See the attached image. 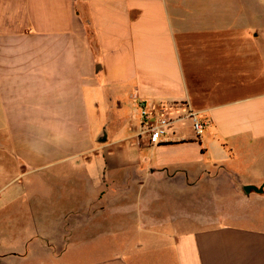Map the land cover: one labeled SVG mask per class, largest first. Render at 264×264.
Listing matches in <instances>:
<instances>
[{"label": "crops", "instance_id": "1", "mask_svg": "<svg viewBox=\"0 0 264 264\" xmlns=\"http://www.w3.org/2000/svg\"><path fill=\"white\" fill-rule=\"evenodd\" d=\"M162 190L259 212L189 229ZM0 264H264V0H0Z\"/></svg>", "mask_w": 264, "mask_h": 264}, {"label": "rangeland", "instance_id": "2", "mask_svg": "<svg viewBox=\"0 0 264 264\" xmlns=\"http://www.w3.org/2000/svg\"><path fill=\"white\" fill-rule=\"evenodd\" d=\"M199 60H202V54L199 53L197 56ZM36 183L37 181L39 182V179H35ZM40 187L44 186L42 183H39ZM55 186H52L54 188ZM85 187V186H84ZM202 188V187H201ZM200 190V189H199ZM202 190H206V188H202ZM205 192V191H204ZM133 194V193H132ZM190 194V193H189ZM69 196V194H66ZM137 194L134 193V196ZM194 201L192 200V195H187V194H168L164 190H162V193L159 197L158 202L160 205H155L154 208H156L158 217L164 218L168 217L170 214L174 215H182V212L184 214L189 215H184L185 216V222L188 224V228H207L211 226L214 222L218 221H226V222H233L234 221V216L236 209H239L240 211H248L252 213H256L258 210H256L255 205H219V202H225L226 196L225 195H220L218 193H203L200 191V193H195L194 195ZM177 202L179 204H184L188 203V205H166L167 202ZM194 202V205L192 203ZM43 205V204H42ZM60 210L61 212H66L67 215V220L69 221L68 223H71V221H75L74 214L71 212L77 211L79 212V209L75 210L78 205H73L70 200H66L65 203H61ZM188 211V213H186ZM42 213V210L38 211ZM137 210H132V215L134 217H137ZM259 212V211H258ZM83 215V221L87 220L90 221V213H82ZM80 216V215H79ZM194 216V217H193ZM106 217V216H105ZM105 217L99 218L98 223H102L103 227L102 228H97V230H92L90 232L89 230L91 229V226L89 224L84 225L82 227L83 230L87 229V234L85 232V235L83 236V245L85 246L84 249L86 250H94L98 249L101 245H106L105 241H102L100 243H97V240H99L102 236V234L106 233L108 235L109 231L110 234H114V236L117 238L120 236L122 230V227L120 229V225H117L116 222L110 220L105 221ZM102 219V220H101ZM136 220V219H134ZM105 221V222H104ZM133 221V219H132ZM132 229H138L140 226L135 225V226H130ZM75 227L74 226H68V230H70L72 233L74 232ZM92 233V234H91ZM98 235V236H97ZM92 236L94 237V240L92 239ZM102 249V248H101Z\"/></svg>", "mask_w": 264, "mask_h": 264}, {"label": "built area", "instance_id": "3", "mask_svg": "<svg viewBox=\"0 0 264 264\" xmlns=\"http://www.w3.org/2000/svg\"><path fill=\"white\" fill-rule=\"evenodd\" d=\"M140 111L141 123L137 134L139 141L147 137L151 144L160 145L167 141V137L171 132H175V120L168 111L163 109L156 111L152 108H148L145 103L140 104ZM192 117H194V115H192ZM194 119V129L197 136L200 137L206 124L199 121L196 117H194Z\"/></svg>", "mask_w": 264, "mask_h": 264}, {"label": "water", "instance_id": "4", "mask_svg": "<svg viewBox=\"0 0 264 264\" xmlns=\"http://www.w3.org/2000/svg\"><path fill=\"white\" fill-rule=\"evenodd\" d=\"M244 190L247 192V193H250L252 190L256 191V192H260L262 193L263 192V187L261 188H258V187H255V186H246L244 188Z\"/></svg>", "mask_w": 264, "mask_h": 264}]
</instances>
